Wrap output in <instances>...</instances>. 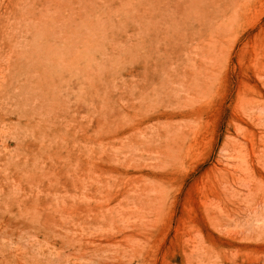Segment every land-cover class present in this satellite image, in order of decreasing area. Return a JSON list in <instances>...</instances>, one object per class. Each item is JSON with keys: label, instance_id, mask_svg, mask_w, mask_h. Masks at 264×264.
<instances>
[{"label": "rangeland", "instance_id": "374dc122", "mask_svg": "<svg viewBox=\"0 0 264 264\" xmlns=\"http://www.w3.org/2000/svg\"><path fill=\"white\" fill-rule=\"evenodd\" d=\"M0 264H264V0H0Z\"/></svg>", "mask_w": 264, "mask_h": 264}]
</instances>
